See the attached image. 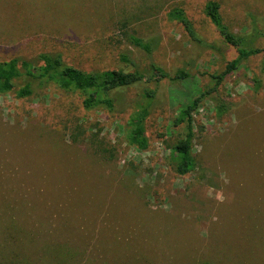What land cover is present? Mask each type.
Returning a JSON list of instances; mask_svg holds the SVG:
<instances>
[{
	"label": "rangeland",
	"instance_id": "1",
	"mask_svg": "<svg viewBox=\"0 0 264 264\" xmlns=\"http://www.w3.org/2000/svg\"><path fill=\"white\" fill-rule=\"evenodd\" d=\"M206 1L0 0V63L51 52L85 71L147 74L154 62L189 73L139 82L112 112L85 109L78 94L51 84L24 98L0 94V241L12 222L34 234L27 253L58 241L71 253L68 264H264L263 53L244 60L192 111L195 169L178 175L170 162L185 133L173 122L180 108L237 55L205 16ZM216 1L233 32L264 28V0ZM173 7L214 49L167 17ZM128 33L156 39L155 49L133 46ZM254 45L264 47V37ZM143 87L156 96L145 120L148 147L140 150L126 133ZM220 103L227 109L218 115Z\"/></svg>",
	"mask_w": 264,
	"mask_h": 264
},
{
	"label": "trees",
	"instance_id": "2",
	"mask_svg": "<svg viewBox=\"0 0 264 264\" xmlns=\"http://www.w3.org/2000/svg\"><path fill=\"white\" fill-rule=\"evenodd\" d=\"M203 12L216 29L222 42L233 47L237 55L227 61L221 71L210 74L214 81L213 85L186 102L173 121L175 125H185L184 136L174 143L170 157L171 165L178 175H185L196 167V160L192 151L195 137L192 111L209 94L216 92L220 83L235 71L244 60L259 53L264 54V47L254 45L255 38L264 37V28L253 26V29L247 34L233 32L225 23L220 12V4L216 0H207L204 3ZM167 17L179 22L192 41L214 49L213 43L206 42L199 37L182 8L173 7L168 10ZM127 40L147 54H150L157 44L154 38L144 39L134 33H128ZM121 59L135 67L134 62L126 54H122ZM188 76L189 73L184 69H177L170 73L154 62H150V70L147 74L136 67L130 71L122 69L85 71L67 64L60 53L42 52L34 60L13 57L0 63V94L13 91L17 97L24 98L30 96L35 88L51 84L66 92L78 94L85 109L101 108L106 112H112L126 94L125 92L139 82L158 84L163 79L175 81ZM18 80L23 82L16 88ZM155 96V88L143 87L139 97L133 101V109L128 116L126 140L128 144L140 150L148 147L145 120L151 112ZM226 109L224 103H220L216 107L218 115L224 113ZM94 150L103 156L100 147L96 146ZM83 178H85L84 172L82 176L79 175V178L76 179L75 185L81 183ZM88 192L93 194L91 191ZM6 224H4L5 227L3 226L0 251L4 248L8 257L0 264H68L71 253L65 243L44 241L37 244L38 252L28 251L27 253L29 244H33L34 234H24L23 231H17L15 223ZM200 264L215 263L206 259Z\"/></svg>",
	"mask_w": 264,
	"mask_h": 264
}]
</instances>
